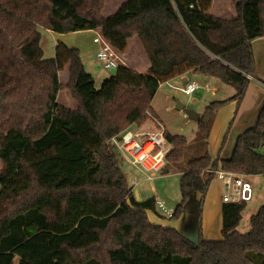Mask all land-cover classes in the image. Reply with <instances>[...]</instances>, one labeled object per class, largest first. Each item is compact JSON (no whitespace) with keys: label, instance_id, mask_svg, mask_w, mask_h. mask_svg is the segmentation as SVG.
<instances>
[{"label":"trees","instance_id":"trees-1","mask_svg":"<svg viewBox=\"0 0 264 264\" xmlns=\"http://www.w3.org/2000/svg\"><path fill=\"white\" fill-rule=\"evenodd\" d=\"M105 2L0 0V264H264V204L240 232L246 201L224 202V238L195 242L150 220L157 198H135L111 143L154 114L163 82L187 72L234 86L230 100L239 108L255 76L252 41L264 38V0H237L229 18L210 12L213 0H127L108 17ZM40 27L101 28L121 52L138 36L151 66L141 73L119 65L97 88L79 48L60 42L55 56L45 57ZM67 64L64 85L59 74ZM64 89L76 109L58 102ZM228 101L211 102L197 121L196 140L205 148L214 116ZM166 136L168 161L179 163L188 140ZM263 148L264 104L230 156L206 150L189 160L170 219L182 216L193 191L203 205L213 169L264 175Z\"/></svg>","mask_w":264,"mask_h":264},{"label":"rangeland","instance_id":"rangeland-1","mask_svg":"<svg viewBox=\"0 0 264 264\" xmlns=\"http://www.w3.org/2000/svg\"><path fill=\"white\" fill-rule=\"evenodd\" d=\"M236 1L237 0H213L210 8V12L221 17H228V18L232 17L236 14V9H235ZM116 7H117V3L115 0H106L105 7L103 10V15H104V11L106 10L107 12L110 13V15L115 13L117 11ZM110 15H107L106 17ZM39 30L41 32V46L44 50V55L46 58L55 56L56 44L60 42L70 47L79 48L81 54L83 52L87 60H88V45H90V43H93L92 46L93 49L97 50L96 48L98 44H95L93 41L95 37V33L92 31L81 30V31L68 32V33H57V32H51L50 30L44 27H40ZM136 39H140V38L136 36ZM136 39L132 40V45L136 43L137 41ZM262 39L264 40V38ZM144 54L138 56L139 63L136 68H140L143 70L146 68V63L143 56ZM258 54L260 56L257 59L255 58L256 60L255 76L251 80L246 95L239 108H237V101L230 100V98L237 93L236 88L232 85L225 84L219 79L214 77L206 79L205 78L206 76L202 74H194V77L201 81V88L191 96L175 91L173 88L169 87L168 85H162L160 87L157 95L154 97L152 101L154 114L149 113L148 118L145 121H143L141 125H145L148 123L153 124L154 122L155 123L154 126L160 127L159 123L157 121H154V117H156L158 121L161 122V124L165 127L166 131L169 132L170 134L182 135L186 137L188 140V147L186 149L185 156L182 161H180L179 163H172L168 161L165 168L162 171L163 173L168 171L164 173L165 176H162L161 178L156 177L153 180H148L145 177V175L136 172L131 167V165L128 162H126V160H123L122 158H120L119 155H117L118 160L120 161V166L127 174L129 185L132 187L133 194L137 200L142 201L150 197H155L166 201L167 206L169 208L172 207L175 209L176 206L181 201V197H182L181 189H180L181 173H176V172H182L183 169H185L186 166L188 165L189 160L201 156L202 154H204L206 150L209 151L211 148V144L214 140L220 142L222 139L220 144L222 145L225 135L228 134L225 143L226 145L230 141L229 135L232 134L235 128V124H236L235 118L240 114L242 109H244L243 111H249L254 106L259 108V105L256 102V98L258 97V89L262 88L264 90V87L261 86L262 85L261 83H264V51L262 53L258 52ZM116 70L117 69H106L98 61V63L94 66V72L90 71V73L93 75L95 79L96 87L100 88L102 82L106 78H109L110 76L115 74ZM68 74L69 73L67 69L62 70L61 82L64 85H66L69 81ZM259 80H262V82ZM258 81L260 82L261 85L257 84L259 83ZM174 83L180 84L181 81H175ZM206 83L209 84L210 89H207L205 87ZM214 87L216 88V90L213 92ZM197 98L198 101L193 102V100ZM218 100H229V101L223 107H221L214 116L213 128H211V130L214 129V131L213 134L211 135V140H210L211 142L209 143L208 141V144H206V148H205V146L202 145V142L196 140V136L198 132V122L191 119L188 110L196 111L200 115H202L205 112L207 106L211 102ZM178 101H180V103H183L185 105V108L183 110H179L177 108ZM58 102L72 109H76L78 106L77 101L73 98L71 91L69 89H64L60 91L58 96ZM216 138H218V140H216ZM229 143H231V145L234 144L233 141H230ZM204 148L205 151H203ZM262 152L264 153V148L262 149ZM1 166L2 163L0 162V167ZM134 175H136L139 178L138 184L134 183ZM0 190H1V184H0ZM228 192L229 189L223 181H221L220 184L211 185L207 193L205 203H203V205L209 203L210 200H212L213 202L217 200V197L215 196H218L220 200L221 199L223 200L224 195ZM197 193H198L197 191H193L191 193L190 203L188 204V208H187L188 210L186 215L184 216V223L185 225H187V223L192 221L195 217L198 218L197 223L200 225V227L197 228L196 226L195 235L194 233L191 234V236H193V238L198 241L199 230L201 228V224L199 223V220L200 217H202L201 209L203 208V205L201 206L200 202L197 203L196 201ZM262 202L264 204V177L259 178L257 194H255L253 200L247 202L246 208L244 210V217L243 220L241 221L242 224L241 232H246L244 230L247 228V224L250 225L251 212H253L255 208H259ZM154 215L155 214L153 212L149 213L150 217H153ZM161 215L163 217L160 218L161 221L159 220L158 223L162 222L166 224L165 226L178 224L177 222L178 219L175 218L170 219L168 217H165L163 214ZM185 225H183L182 229L184 231L183 233L187 235L186 228L188 226L185 227ZM176 228L179 229L178 225L176 226ZM216 236L217 233H214L213 237H210V235H208L207 240H221L224 238L223 233L219 239H214L216 238Z\"/></svg>","mask_w":264,"mask_h":264},{"label":"built area","instance_id":"built-area-1","mask_svg":"<svg viewBox=\"0 0 264 264\" xmlns=\"http://www.w3.org/2000/svg\"><path fill=\"white\" fill-rule=\"evenodd\" d=\"M94 41L99 45L96 53L97 60L106 69H117L119 66L117 49L103 34L96 36ZM165 83L175 91L189 96L201 88V82L198 79H186L182 84H175L169 80ZM154 121H157L160 127L136 129L131 128V125L111 139L120 158L126 160L131 167L145 175L148 180H153L162 173L168 162V154L172 149V144L166 136L165 127L156 117H154ZM212 172L215 174V178L223 181L229 189V192L223 197L224 202L240 203L252 199L253 186L243 175L222 169H213ZM134 183H139V178L136 175H134ZM156 203L161 214L168 218L173 216L174 209L169 208L166 201L157 198Z\"/></svg>","mask_w":264,"mask_h":264},{"label":"crops","instance_id":"crops-1","mask_svg":"<svg viewBox=\"0 0 264 264\" xmlns=\"http://www.w3.org/2000/svg\"><path fill=\"white\" fill-rule=\"evenodd\" d=\"M115 1L117 3V7L116 8L118 10L120 8V6L123 3H125L127 0H115ZM104 15L107 16V15H110V13L107 12V10H106V11H104ZM89 31L94 32L95 33V37L102 34V29L101 28L92 29V30H89ZM51 32H53V31H51ZM133 39H136V36L128 40V46H127V48H126V50L124 52H121V51L117 50V52H118V63H119V65H126V66L130 67L131 69H133V70H135L137 72L146 73V72L149 71V68L151 66L150 59H149L147 53L144 50V47H143V45L141 43V40L140 39H136L137 40L136 43H135L136 45L135 44L132 45V40ZM93 41H94V39H93ZM94 43H95V41H94ZM95 44H97V43H95ZM252 45H253V48H254L255 58L257 59L260 56L258 54V52L262 53L264 51V40L262 38H257L255 40H253ZM56 46H57V44H56ZM92 46H93V43H90V45H88V60L86 59V56H85V54H83V52L81 54L82 55V60L84 62V65H85L86 69L88 70V72H90V71L94 72V66L98 63L97 57H96V53H97V50L99 48V45H97V48H96L97 50H94ZM141 54H144L143 56H144V60H145V63H146V68L144 70L140 69V68H136L138 66V63H139L138 56H141ZM119 60H120V62H119ZM65 69H67L68 73H69V64H67L65 66L64 70ZM194 74L195 73H193V72H187V73H185L183 75H180V76H177V77H175L173 79H170L169 81H171L172 83H174L175 81H181L180 84H182L186 79H196L194 77ZM59 75H60V80H61L62 71L60 72ZM68 78H69V74H68ZM205 78L209 79V78H213V77H205ZM259 81L262 82V80H259ZM175 84H177V83H175ZM257 84L258 85L262 84L261 86L264 87V83L260 84V82H259ZM162 85H167V84L165 82H163L161 84V86ZM205 87L207 89H210V86L207 83H206ZM215 90H216V88L214 87L213 92ZM263 95H264V90L262 88L258 89V97L256 98V102L259 105V108L254 106L249 111H243L244 109H242L240 114L235 118V122H236L235 128H234L232 134L229 135L230 136L229 137L230 141H233V143H234L233 145H231V143H229L230 142L229 141L223 147V150H221V152H220V149H221V145L220 144H221L222 139H221L220 142L215 141V140L212 142L211 148L209 150V152L212 155V157L216 158L219 155H221L222 157H228V156H230L233 153L238 136L241 133H243L245 130H247L248 128L252 127L256 123L257 118H258V112H260V109L262 108V106L264 104V96ZM196 101H198V98L193 100V102H196ZM131 128L152 129V128H154V125L152 123L151 124L148 123V124L141 125V126L132 125ZM212 128H213V125H212ZM213 131H214V129L211 130V132H210V136H209V139H208L209 143L211 142L210 140H211V135L213 134ZM216 140H218V138H216ZM2 169H3V165L0 167V170H2ZM134 170L140 174L139 171H137L136 169H134ZM164 173H166V172H164ZM164 173L162 172L157 177L161 178L162 176H165ZM176 173H181L182 174V172H176ZM245 177H246L245 179L248 180L249 182H251V184L253 186V197L251 199V200H253L255 194H257L259 178L260 177H264V175H247ZM220 183H221V180L215 178L213 180V182L211 183V185L220 184ZM215 197H217V200H215L214 202L212 200H210L209 203L203 205V208L201 209V216L202 217H200V220H199V223L201 224V228L199 230V240H201V239L207 240V236L210 235V237H213L214 233H217V236L214 239H219L222 236V233H223L222 232V228H223L222 206L224 204V201L222 199L220 200V198L218 196H215ZM190 198H191V196H190ZM193 200H194V198H193ZM200 200H201V194L197 193V196H196L197 203H199ZM189 203H190V199H189L188 203L184 207V211L182 213V216L180 218H178V220H177V222H178L177 225L179 227L178 230L181 231L182 233L184 232L182 227H183V225H185L184 216L187 213V210H188L187 208H188V204ZM204 203H205V201H204ZM261 205H263V202H262V204H260V206ZM260 206H259V208H260ZM170 208H172V207H170ZM259 208H255V210L253 212H251L250 216H252L254 213H256ZM150 212H153V211H148V216H149ZM153 213L155 215L153 217L149 216L150 220L153 223H158L159 220L161 221L160 218H162L163 216L161 215L159 210L157 209V212H153ZM156 217H157V219H156ZM243 217H244V214H243ZM197 222H198V218H196V217L192 221L188 222L187 225H185V227L188 226L186 228L187 235L185 233H183V234L193 238V236H191V234L194 233V235H195L196 226H197V228L200 227V225ZM162 224H164V223H162ZM164 225H166V224H164ZM177 225H171V226L176 227ZM241 225L242 224H240V226L238 227V230L240 232H241ZM249 229H250V225L247 224V228L244 231H248Z\"/></svg>","mask_w":264,"mask_h":264},{"label":"water","instance_id":"water-1","mask_svg":"<svg viewBox=\"0 0 264 264\" xmlns=\"http://www.w3.org/2000/svg\"><path fill=\"white\" fill-rule=\"evenodd\" d=\"M177 108L179 110H183L185 108V105L183 103H180V101H178V105H177ZM188 113H189V116L191 117V119L195 120V121H198V119L200 118V114L196 111H193V110H188ZM189 237V236H188ZM191 240L195 241V242H199L200 240H195L194 238L192 237H189Z\"/></svg>","mask_w":264,"mask_h":264}]
</instances>
